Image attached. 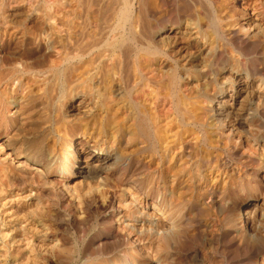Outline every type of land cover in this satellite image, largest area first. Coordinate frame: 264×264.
<instances>
[{"label":"bare ground","instance_id":"1","mask_svg":"<svg viewBox=\"0 0 264 264\" xmlns=\"http://www.w3.org/2000/svg\"><path fill=\"white\" fill-rule=\"evenodd\" d=\"M0 264H264V0H0Z\"/></svg>","mask_w":264,"mask_h":264},{"label":"rangeland","instance_id":"2","mask_svg":"<svg viewBox=\"0 0 264 264\" xmlns=\"http://www.w3.org/2000/svg\"><path fill=\"white\" fill-rule=\"evenodd\" d=\"M73 3H74V0H73Z\"/></svg>","mask_w":264,"mask_h":264}]
</instances>
